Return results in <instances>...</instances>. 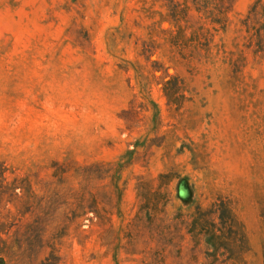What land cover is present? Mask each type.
<instances>
[{"label": "rangeland", "instance_id": "rangeland-1", "mask_svg": "<svg viewBox=\"0 0 264 264\" xmlns=\"http://www.w3.org/2000/svg\"><path fill=\"white\" fill-rule=\"evenodd\" d=\"M0 264H264V0H0Z\"/></svg>", "mask_w": 264, "mask_h": 264}, {"label": "trees", "instance_id": "trees-1", "mask_svg": "<svg viewBox=\"0 0 264 264\" xmlns=\"http://www.w3.org/2000/svg\"><path fill=\"white\" fill-rule=\"evenodd\" d=\"M212 214L216 222L207 219ZM195 215L194 224L198 232L206 236L208 245L213 249L224 250L234 261L249 250L242 227L226 203L221 202L214 211L198 208Z\"/></svg>", "mask_w": 264, "mask_h": 264}]
</instances>
